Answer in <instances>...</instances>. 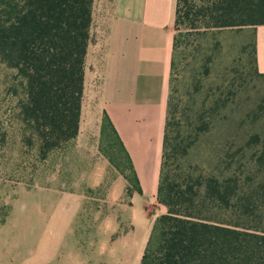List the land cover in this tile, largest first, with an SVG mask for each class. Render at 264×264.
<instances>
[{
	"label": "trees",
	"instance_id": "1",
	"mask_svg": "<svg viewBox=\"0 0 264 264\" xmlns=\"http://www.w3.org/2000/svg\"><path fill=\"white\" fill-rule=\"evenodd\" d=\"M93 4L94 0H0V66L9 77L5 92L14 103L24 157L20 165L25 163L23 168L33 173L75 147L86 54L93 41ZM258 26H264V0H176L156 191V203L165 212L152 222L139 264H264V134L256 131L264 115V93L255 107L241 103L246 111L235 130L229 114L239 91L211 101L207 108L211 96L206 95L184 120L171 94L191 41ZM249 48L253 73L264 78L257 69L255 33ZM211 62L212 55L203 60L204 76ZM220 109L228 114L222 124L221 154L215 165L204 168L189 159ZM106 129L116 146L109 160L127 183L125 195L141 194L130 158L104 114L103 138Z\"/></svg>",
	"mask_w": 264,
	"mask_h": 264
},
{
	"label": "rangeland",
	"instance_id": "2",
	"mask_svg": "<svg viewBox=\"0 0 264 264\" xmlns=\"http://www.w3.org/2000/svg\"><path fill=\"white\" fill-rule=\"evenodd\" d=\"M111 5L112 0H94L92 40L101 39L102 16L108 14ZM253 35V29L249 28L228 29L217 33L215 38L209 35L199 43L191 41L188 56L185 53L186 60L171 84L173 102L178 103V112L184 113L183 120L193 115L206 95L211 96L207 108L215 99L223 100L235 90L239 94L232 101L235 104L229 114L235 130L242 112L246 111L241 103H249L250 108L262 103L264 78L256 76L249 63ZM98 50L97 45L87 61L88 75L75 147L35 173L24 169L25 163L20 165L24 157L12 114L14 103L5 92L9 77L0 66V264L44 261L60 264L61 260L68 264H109L123 254L117 239L133 235L130 231L134 216L127 196L114 203L108 202L106 196L113 181L121 176L109 160L116 149L111 134L108 129L105 138L100 134L103 115L98 112ZM208 55H212V62L208 76H204L202 64ZM226 116L221 109L214 114L210 131L199 138L190 162L202 163L204 168L216 164ZM256 131L264 134V115ZM98 179L100 185L92 186ZM76 207L78 210L73 213ZM154 214L158 216L160 212L149 205L147 219L141 227L144 234L149 235ZM137 253L133 250L129 253L130 262Z\"/></svg>",
	"mask_w": 264,
	"mask_h": 264
},
{
	"label": "crops",
	"instance_id": "3",
	"mask_svg": "<svg viewBox=\"0 0 264 264\" xmlns=\"http://www.w3.org/2000/svg\"><path fill=\"white\" fill-rule=\"evenodd\" d=\"M175 7L176 0H112L108 14L102 16L101 39H93L87 49L84 84L88 58L98 45V112L105 114L113 125L141 189V194L127 197L134 216L130 231L133 235L117 239L123 254L109 264H139L148 236L141 228L147 219L146 208L151 205L160 214L165 212L156 203V191L169 94ZM254 33L257 69L264 74V26L254 28ZM100 181L95 180L92 186H99ZM126 186L122 176L116 177L106 195L108 202L114 203L124 196ZM77 210L78 207L74 208L73 213ZM156 217L154 214L151 218ZM132 250L138 253L130 262ZM59 262L68 264L66 260Z\"/></svg>",
	"mask_w": 264,
	"mask_h": 264
}]
</instances>
